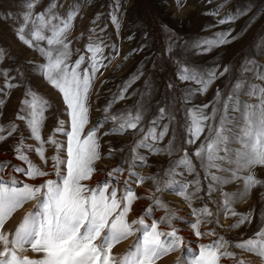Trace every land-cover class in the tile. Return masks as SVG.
Instances as JSON below:
<instances>
[{"label": "snow or ice", "instance_id": "snow-or-ice-1", "mask_svg": "<svg viewBox=\"0 0 264 264\" xmlns=\"http://www.w3.org/2000/svg\"><path fill=\"white\" fill-rule=\"evenodd\" d=\"M177 2L179 3V0ZM212 2L213 0H208V3ZM228 2L229 0H223L219 6L203 14L218 17ZM37 6L38 0H27L26 11L20 17L22 23L15 28V34L20 42L38 51L39 55L46 60V63L37 66L39 73L62 96L70 129H66L65 120L59 119L53 134L45 140L41 130L45 121L44 114L48 110V101L42 99L30 88H25L24 98L21 99L16 113V120L24 122L30 138L37 142L38 147L32 148L26 145L21 138L13 151L15 159L25 166L12 165L7 180L3 178V174L9 168V162H0V264H157L168 255L187 248L188 241L174 223L179 221L180 217L171 212L161 199L158 197L153 199V196L155 193L171 190V194L182 197L191 207V201L200 198L199 194L202 191L199 175L186 182L167 180L164 187H161L155 176L146 178L135 171L137 167L147 166L148 157L139 154L140 149L153 155H159L162 152L172 154L171 141L166 150L154 147V144L163 140L169 131L168 123L157 131L160 121L166 118L164 107L159 108V115L150 122L151 127L132 147L130 160L123 159L118 167L107 174L108 179L103 183L95 187H89L84 183L93 177V173L96 172L94 165L101 159V140L98 132L104 124L110 121L114 125L109 131L103 133L105 137L124 134L127 130H136L140 126L142 104L135 113L128 111L119 116L109 113L113 105L124 100L128 90L144 76L147 57L140 62L136 71L118 86L117 93L113 94L102 108L103 119L85 133L86 125L89 123V100L93 81L97 72L102 67L108 66L104 60L107 59L111 63L115 56L119 55V49L115 43L107 45L103 41L89 43L85 49L91 54L87 60L88 66L82 68L86 62L84 55H80L74 63H70L72 53L70 41L67 38L73 21L79 14V0L76 4L69 6L64 16L52 12L56 8L54 2L45 11L35 14L34 9ZM119 10L120 3L116 0L109 12V18L117 34L121 27ZM247 12V9H237L235 12L230 10L223 18L217 19L213 25H207L202 31L235 23L239 18L247 15ZM3 19L7 21L15 17L7 13ZM92 23L96 24L97 20L93 19ZM163 27L166 29V26ZM26 30L30 31V38ZM45 30L50 34L46 36ZM233 31H235L234 28H229L217 31L210 37H197L191 42L184 40V53L191 51L194 56L206 55L215 48L233 43L246 29L235 36L232 35ZM127 39L133 40L134 34L129 35ZM144 39L147 40L146 32ZM43 41H46L47 49L34 43ZM178 43H180L179 37L169 36L166 52L172 53ZM105 46L109 47L112 53L107 57L103 54ZM146 47V44H141L138 48L132 49L124 56V60L127 61L133 54L144 52ZM259 47V44H254L251 58L246 56L242 61L238 78L232 83L231 90L222 103L221 92L218 89L214 97L216 101L214 105L210 103L187 109L188 139L185 143L191 145L199 140L205 127L208 131L205 142L194 153L196 159L200 161L201 168L204 169V178L210 181L207 185V194L215 191L217 186H224L238 179L243 180V191L234 194L233 199H245L256 188H264V181L251 174L255 167L264 166V86L245 79L250 74L251 79L264 82V66L257 61V56L264 55V49L257 51ZM4 59V50L0 49V61ZM217 68L218 65L210 68L187 64L180 66L177 79L181 82L191 81L200 86L197 90H185V103H190L197 92L203 94L208 91L218 79ZM15 72V75L10 76V69L4 68L0 71V77L5 81L0 87V97H3L0 98V106L7 103L13 89L23 85V71L17 68ZM229 72L230 67L225 66L219 76ZM17 77H20V81L13 83ZM149 85L150 81L146 82L145 90L150 97ZM168 88L172 89L173 84L169 83ZM242 95L255 98L258 103L242 102L240 99ZM209 107L212 109L211 113L205 114V109ZM167 119L171 122L175 120V116L169 113ZM233 127H236L239 132L234 141L230 137ZM140 131L144 132V129L140 127ZM5 132L7 136L3 135ZM16 132L17 126L14 122L10 127L0 126V142ZM56 134L66 137V147L56 139ZM231 142H237L241 147L231 149L228 147ZM46 143L55 149V154L51 156V164L56 178L46 179L39 185L24 183L17 179L13 173L22 174L27 180L49 175L26 154L34 151L39 159L47 164ZM65 151L66 157H62L61 153ZM116 151H123V149H114L109 146L106 158H113ZM126 164L128 165L127 179L124 180L121 190L116 186L120 183L117 177L124 174ZM222 164H234L235 169L228 166L222 167ZM180 168L189 175L196 171L186 150L183 157L176 162L175 167L170 166L166 174H173ZM217 172L229 175H218ZM239 172L249 174L240 177ZM146 180H152L156 185L153 196L147 197L152 200L153 206L146 209L138 219L129 222L127 217L133 210L134 202L142 198L137 196L131 185L135 183L139 186ZM190 187L193 188L191 192H189ZM261 196H264V192ZM33 200L36 201L35 210L25 215L14 231H7L6 225L13 214ZM223 206L225 217L229 214L232 217H238L229 230L252 222L250 213L238 214L232 210L228 194H224ZM154 209L163 210L165 215L146 223V217L152 216ZM191 212L195 222L190 223L188 227L197 240L217 237L215 229L201 230L202 225L212 223L210 218L214 216L207 203L202 208H192ZM260 219L264 221V213H261ZM216 223L219 224V221L217 220ZM161 226H165L167 230H161ZM137 232H142V237L134 243L132 248L119 258L115 256L114 247ZM229 247L254 255L260 259L261 264H264V226L260 227L252 237L234 244L224 236H219L210 243L200 244L198 255L186 262L179 258L178 261L179 264H221L222 260L231 259L235 261V264H246L244 260L238 259ZM29 251L34 255L25 254ZM189 251H191L190 248Z\"/></svg>", "mask_w": 264, "mask_h": 264}, {"label": "rangeland", "instance_id": "rangeland-1", "mask_svg": "<svg viewBox=\"0 0 264 264\" xmlns=\"http://www.w3.org/2000/svg\"><path fill=\"white\" fill-rule=\"evenodd\" d=\"M38 1L40 3L34 9L35 14H39L45 11L48 6L54 2L56 4V8L53 9L52 12L59 16L66 15L69 10V6L78 2V0ZM26 3L27 0H0V49H3L5 53V59L3 61H0V71H2L4 68H8L10 69V76H12L16 74L15 70L19 68L24 73L22 87L13 89L10 93V98L7 103L4 106H0V126L5 127L9 121V123L11 124L12 122H20V124L22 123L20 125V131L22 135H20V137H17L20 140L21 138H23L24 143L26 145L33 147L32 143H34L35 141L31 139L28 135H26L25 137L23 136L22 126L24 127V130L27 129L25 128L24 122L16 120V113L19 109L21 99L24 98L23 93L25 88H30L31 91L38 94L42 99L48 101V110L45 112L46 114H44L45 125H43L41 130V133L43 132L42 136L45 140L47 139V137L53 134L54 129L57 126V121L59 119L65 120L66 129H70V124L66 115V106H64L62 96L59 94V92L56 90L54 96H49L50 94L46 90V87L40 86L38 82L34 84V82L37 81L39 78H41V82H44V84H48L47 81L43 79L42 74L39 73V69L37 67L41 63H46V60L41 57L39 53H37L38 51L34 49H31L24 54L20 52V48L22 49V47H25V45L17 39L15 34V28L22 23L20 17L22 16L23 12L26 11ZM112 3H114L113 0H79V14L74 19L72 24L73 27L67 38L68 41H70V51L72 53L69 62L74 63L80 55H84L86 58V62L84 65H82V68L88 66L87 60L91 54L86 52L85 49L89 43L103 41L105 44L108 41H120V45L118 47L121 51V54L118 56V58H121L120 64L113 71L110 70L111 72H107L109 70L108 68H110V63L106 67L107 69L104 70V72H106L107 74L101 78L100 83H98L95 89L91 88L89 100V123L88 125H86L85 133H87V131H89L100 120L103 119L104 114L101 113L102 109L99 108V105L106 103L104 101L106 95H108L112 91L108 88V85L112 84L118 78L124 76L126 73H130L131 71H133V69L128 70V68L124 71L122 68H124V66L126 67L127 64L129 65V62L130 66L132 65L131 62L139 63L140 59L146 53V48L144 52L133 54L127 61L124 60V56L130 53L132 49L138 48L141 44H145L149 37H152L154 35L158 37L156 39H159L163 42V52L165 54H169L166 52V43H168L169 36L179 37L181 43L183 40H188L187 38L199 36L201 37L202 35L210 37L217 31H223L229 28L235 29V31H233L232 33L233 36H235L237 33H241L242 30L246 29V31L243 32L240 38L235 40L233 43H230L220 48H215L208 54L203 55L200 65H197L208 68H210L212 62L214 63L212 67L218 65V79L214 81V83L209 87L206 93L200 94L197 92V94H199V99L202 105L210 103L214 105L216 103L214 97L218 89L221 92L222 103L223 100L226 99L227 95L229 94L232 83L238 78V73L242 61L246 58V56L251 58V50L253 48V45L259 44L260 47L257 48V51L264 49V0H229L226 6L220 11L219 16L215 18L210 15L206 16L203 13L214 9V7L212 6L217 3L220 5L221 3H223V0H213L212 3H208V0H198V2H195L193 5L187 4L183 6H176L175 4H173V0H145L142 5L136 0H119L120 10L118 15L120 17L121 23L119 34H116L109 18V12L112 10ZM143 6L145 9L143 8ZM217 6L215 5V8ZM191 7L192 9H194V13L196 14V16L203 15L204 18L200 19L199 22H197V17H195L194 19L192 18L194 21H189L186 17L183 19L182 22L180 20L181 13L187 11V9ZM237 9H247V15H244L242 18H239L235 23L225 24L219 27H213L207 31H202V29H204L207 25L215 24L217 19L223 18L227 13H229L230 10L235 12ZM143 10L144 14H146L145 16L143 15ZM7 13H11L13 17H15V19H8L7 21H4L3 16ZM97 13L99 14L98 17ZM93 19L97 20L96 24L92 23ZM209 19L210 22L208 21ZM194 23L196 24L194 25ZM111 25L113 28L110 27ZM163 26H166V29ZM186 26H191L188 27L189 31L188 29L182 31V29ZM145 32L147 33V40L144 39ZM26 33L29 35L30 38V31L26 30ZM44 34L47 36L50 33L45 30ZM133 34L134 39L128 41L127 37ZM34 43L39 44L40 47H44L45 49H47L48 47L46 41ZM182 46L183 44H181L180 47L182 48ZM105 48L109 47L105 46ZM175 50H177V57L171 56V61H176L174 69L177 71L179 70L181 65H184L179 64L177 60L179 58V55L184 53V49ZM30 61L32 63H30ZM257 61L261 66H264V55L257 56ZM186 64L190 66V63ZM225 66L230 67V72L225 74L224 76H219V73L224 70ZM120 70H123L122 73H119ZM99 75H97L96 80ZM145 77H147L146 74H144V76L138 81V87L134 92L135 95H133V101L122 104V106L120 107L121 112L119 113V115L126 114L130 110L133 111V106L135 105L136 101L141 97V95L144 94L143 84L147 80V78ZM245 79L259 86H264V82H261L256 79H251L250 74H248ZM19 81L20 77H17V79L13 81V83H17ZM4 82V79L0 77V87L3 86ZM170 83L173 84V88L169 89L168 83L166 88V90L168 91H171L177 88L178 85H180V82L176 77L173 79L171 78ZM240 99L242 102L246 101L248 104L258 103L257 99L249 98L247 95H242ZM9 104H12V107L9 110V113L6 114L5 108L7 109ZM211 110V107L205 109V114H210ZM179 111H173L172 115L175 116V120H172L171 122L168 121V133L165 135L163 140L154 144L155 148L166 150L169 148V143L171 141L173 148L172 154L169 155L166 152H162V154L153 155L143 149H140L138 150L139 154L146 155L148 157L147 166L137 167L135 171L139 175L146 178L155 176L161 187H164L165 182L167 180H179L181 182H186L195 179L196 176L199 175L202 186V191L199 194L200 198L193 199L191 201V207H189L188 202H186L182 197L171 194V190L161 193H155L156 185L153 183L152 180H146L145 183L139 186H137L135 183L131 185L137 196L142 198L134 202L133 210L127 217L129 222L138 219L146 209L153 206L152 200H149L147 197L153 196V194L155 193L153 199L158 197L162 200V202L167 206V208L171 212L176 213L180 217V220L174 221V223L177 228L181 229V234L188 241L187 248L182 249V251H177L168 255L167 257L159 260L157 264H179L178 258L186 262L188 259H191L195 255H198L200 244L210 243L219 236H224L228 241L234 244L236 242H240L243 239L252 237L254 233L259 230L260 227L264 226V221H261L260 219L261 213H264V196H261V193L264 192V188H256L255 190L250 192L245 199H233L234 194L243 191V180L238 179L235 182L228 183L227 185L217 186L215 191H213L211 194H207V185L210 183V181L204 178V169L201 168L200 161L197 160L194 156V153L197 151L199 146L205 142V139L208 135L207 127H205V131L203 134H201L200 139L197 140L195 143L191 145L185 143V141L188 139V136L186 135V129L188 126V121L186 119L187 111H184L183 113ZM231 114L236 116L240 115L239 113ZM6 116H11V119L7 118ZM104 126H106V123L104 124ZM103 129L105 128L102 127L98 132V136L100 138L104 137L111 139L113 137H117L122 142L128 144L130 143L129 141L132 140V137H130L126 133L105 137L103 136V133L105 132L102 131ZM236 135H239L238 129L236 127H233L230 133V137L233 139V141ZM173 137H175V139H173ZM56 139L62 144H64L66 147L65 136L56 134ZM137 142L138 141H136L134 145ZM47 145L48 144L46 143L45 156L47 155V164L41 161L34 151L27 152L26 154L29 155V157L36 156L37 161L33 159L34 161L38 162L36 163V165L41 167L44 171H47L49 175L47 177L30 180L31 183L21 180L24 183L39 185L46 179L56 178L52 169L51 156L48 157V155H54L55 149L53 146ZM115 145L116 144L112 141L107 142L103 145L102 148H104V150L101 152V158L103 160L100 161L103 163V165H99V160L95 163L96 172L93 173V177L90 180L84 182L89 187H95L97 184L103 183L105 180L108 179L107 174L113 168L118 167L123 159H131V152H129V155L121 154L118 156L113 154V158H106L109 146L115 148ZM134 145L132 147H134ZM228 147L231 149H239L241 145L237 142H231ZM185 150L187 151L189 158L193 161V166L196 169L195 173L189 175L183 168H180L177 169L176 172L173 174H166L169 167L171 166L174 168L176 162L183 157ZM52 152L53 154H51ZM61 155L62 157H66V151L62 152ZM12 158H15L14 153L11 155V159L7 157L5 159L0 160V162H9V168L6 169L4 173V175L6 176L5 180L9 178L8 174L11 172V166L15 165ZM224 166H228L235 169L234 164H222V167ZM127 169L128 165L126 164L124 174L119 175L117 177L120 182L119 185H116L118 189L122 190L123 188V182L125 179H127ZM217 174L229 175L228 173L220 172H217ZM247 174L249 173L239 172L238 176L243 177ZM251 174H254L258 179L264 181V166L255 167L254 169H252ZM13 175H15L18 179V175H16L15 173H13ZM191 191H193V188L190 187L189 192ZM224 194L229 195V201L233 211L237 212L238 214L250 213L252 215L251 223L243 225L236 229L229 230L230 226L236 222L238 217H232L230 214L225 217L223 206ZM205 203H207L209 209L214 213V216L210 218L212 220V223L202 225L201 230L210 231L212 229H215L217 232V237H207L197 240L192 235L191 229L188 227L190 223L195 222V217L192 215L191 209L202 208ZM35 206L36 201L33 200L26 203L22 208L17 210L13 214L11 220L6 225V230L14 231L15 227H17L18 224L22 221L23 217L35 210ZM163 215H165V212L163 210L154 209L153 215L150 217H146V223H150L152 219H160ZM217 220L219 221V224L216 223ZM161 230L167 229L165 226H161ZM141 237L142 232H137L132 237H129L127 240L122 241L114 247L113 254L118 258L123 256L132 248L134 243ZM189 248L191 249V251H189ZM229 250L233 251L238 259L244 260L246 264H261L260 259L258 257H255L254 255L242 252L232 247H229ZM25 254L29 256L34 255L30 251ZM221 264H235V261L231 259H224L221 261Z\"/></svg>", "mask_w": 264, "mask_h": 264}, {"label": "bare ground", "instance_id": "bare-ground-1", "mask_svg": "<svg viewBox=\"0 0 264 264\" xmlns=\"http://www.w3.org/2000/svg\"><path fill=\"white\" fill-rule=\"evenodd\" d=\"M113 1H114V3H112V5H111L112 8H113L116 0H113ZM136 1L138 3H140L141 5L143 4V2H145V0H136ZM195 2H198V0H179V3L177 2V0H173V4H175L176 6H179V5L183 6V5H187V4L193 5ZM39 3L40 2L38 1V4ZM218 3L215 4V5L216 6L219 5ZM215 5L212 6V7L215 8ZM143 8H144V6H143ZM143 15L144 16L146 15V14H144V10H143ZM180 17H181L180 20L182 22H183V19L186 18V17H187V19L189 21L193 20L195 17H197V22H199L200 19L204 18L203 15L196 16V14L194 13V9H192V7L188 8L187 11H184L183 13H181ZM208 21L210 22V19ZM195 24L196 23H194V25ZM110 27H112V25ZM188 27H191V26H188ZM188 27L187 26L184 27L182 29V31H185L186 29H188ZM188 31H189V29H188ZM114 34H115V32H114ZM193 35H195V34H193ZM201 37H207V36L206 35H204V36L202 35ZM156 38H158V37H156L155 35L152 36V37H149V39L145 43L147 45L146 50H145L146 53L140 59V62H141V61H144L145 58L147 57V60L145 62V66H144V74H146L147 77H145V78H147V80L144 82V84L142 83L143 84V91H144L143 93L144 94L141 95V97L136 101L135 105L133 106L134 109H133L132 112L135 113L137 108L140 107L141 104L143 105L141 124L136 130H127L125 132L130 137H132V140L129 141L130 142L129 144L125 143V142H122L117 137H113L111 139L104 138V137L100 138V140H101L100 152H102L104 150V148H102L104 144H106L107 142L112 141V142H114L116 144L114 149H123V151L114 152V155H118V156L121 155V154L122 155L123 154L124 155H129V152H131L130 150H131L132 146L134 145V143L136 141H139L140 139H142L143 135L147 132L149 127H151V123H150L151 120L159 115V108L160 107H164L165 108V110H166V118L160 121V124H159V127H158L157 131H160L165 123L169 124V122H168L169 120L167 119V114H169V113L172 114L173 111H177L178 112L179 110L181 111V113H183L184 111L186 112L187 109H189V108H193L195 106L202 105V103L200 102V99H199V94L194 95L191 98V102L190 103H185L184 104V92H185V90H197L200 87L199 85H197L194 82H191V81L181 82V81H179L180 85H178L177 88H175V89H173L171 91L166 90L167 84L170 83L171 78L172 79L175 78V77L177 78V71L178 70L176 71L174 69L176 61L175 62L171 61V56L177 57V52H176L177 50H174L171 54H165L163 52V46H162L163 42L161 40H159V39H156ZM194 38H197V37L187 38L188 39L187 41L191 42ZM183 41L180 44L176 45L175 49H184V45L182 46V48L180 47L181 44H183ZM109 43H115L117 45V47H119V45H120V41H108V42L105 43V45H107ZM166 45H168V43H166ZM29 50H31V49L28 48L26 45H25V47L23 46L22 49L20 48V52L22 54L28 52ZM103 54H104L105 57H107L108 55L112 54L111 53V49L110 48H104V53ZM120 54H121V51L119 49V55ZM119 55H116L115 58L111 61L110 68H108L109 70L107 72H109L110 70L113 71L120 64L121 58H118ZM202 58H203V55L194 56L191 51H188L187 54L182 53L181 55H179V58L177 60H178L179 64L190 63V66H193V65H200ZM140 62L139 63L131 62V64H132L131 66H130V62H129V65L127 64L126 67L124 66V68H122L124 71L127 70V68H128V70L133 69V71H131L130 73H126L124 76L118 78L115 82H113L112 84L108 85V88L111 89L112 91L108 95H106V98L104 100L106 103H104V104L101 103L102 105H99V108L102 109L108 103V101L113 97V94L117 93L118 86L125 79H127L133 72L136 71V69L139 66ZM104 63L106 65L110 64L107 59L104 60ZM153 65H155L154 68H153ZM212 65H214L213 62L211 63L210 67H212ZM105 69H107V68L106 67H102L100 69V71L97 72L96 77H97V75H99V74L100 75L97 78V80L95 78V80L93 81L92 89H95V87L98 85V83H100L101 78L104 75L107 74L106 72H104ZM122 71L120 70L119 73H122ZM149 81H150L149 87L151 89L150 97L146 93V90H145V84H146V82H149ZM36 82H38L40 86H43V87L47 88L46 90L49 92V94H50L49 96H54L55 95V93H56L55 91L56 90L53 89L49 84H44V82H41V78H39L37 81H35L34 84ZM137 87H138V81L132 86V88H130L128 90V93L125 94V99L124 100L118 101L116 104L113 105V107L110 109V113L109 114L110 115L119 116V113L121 112V108L120 107L122 106V104L123 103H129V102L133 101V93L135 92ZM97 103H99V102H97ZM11 107H12V104H9L7 109L5 108L6 114L9 113V110L11 109ZM101 113H103V112L101 111ZM10 117L8 116L7 118L11 119ZM9 122H8L9 125L7 124L5 127H10L11 126V123H9ZM3 123H4V121H3ZM14 123L17 126V132L14 133L11 137H8L5 141L0 142V160L1 159H5L7 157H9L11 159V155L14 153L13 149L15 148L16 145L19 144V140L20 139L17 136L20 137V135H22L21 131H20V129H21L20 125L22 123L21 124H20V122L19 123L14 122ZM46 123H48V122H46ZM113 126L114 125L109 121V122L106 123V126H104L105 129H103L102 131L110 130ZM140 127H142L144 129V132L140 131ZM25 128H26V126H25ZM22 129H23L22 132H23V136L24 137L26 135L30 136V133H29V131L27 129L24 130L23 126H22ZM3 135L7 136V133L5 132ZM32 144H33L32 148L38 147L37 142L36 143L34 142ZM51 154H53V152ZM49 156H52V155H48V157ZM46 157H47V155H46ZM29 158L35 164L38 163V162H36L37 161L36 156L35 157H29ZM33 159L36 160V161H34ZM12 160L15 163V165H17V166L23 165L20 161L16 160L15 158H12ZM102 160H103L102 158L99 160V165H103V163L100 162ZM16 175H18V179L31 183V181L27 180L25 177H23L22 174H16ZM3 178L6 179V176L4 174H3Z\"/></svg>", "mask_w": 264, "mask_h": 264}]
</instances>
